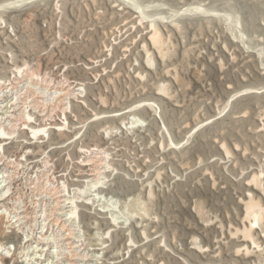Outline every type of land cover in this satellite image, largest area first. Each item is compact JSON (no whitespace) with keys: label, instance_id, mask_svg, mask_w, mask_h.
<instances>
[{"label":"rangeland","instance_id":"374dc122","mask_svg":"<svg viewBox=\"0 0 264 264\" xmlns=\"http://www.w3.org/2000/svg\"><path fill=\"white\" fill-rule=\"evenodd\" d=\"M6 1L0 264H264V0Z\"/></svg>","mask_w":264,"mask_h":264},{"label":"bare ground","instance_id":"6f19581e","mask_svg":"<svg viewBox=\"0 0 264 264\" xmlns=\"http://www.w3.org/2000/svg\"><path fill=\"white\" fill-rule=\"evenodd\" d=\"M17 1H19V3L18 4H23L24 2H27V1H30V0H17ZM17 1H15V0H11V1H6V2H9L8 3V6H11V7H14L15 6V2H17ZM126 1H128V0H126ZM3 4H1L0 5V7L1 8H3ZM133 6V7H132ZM131 7L132 8H135L138 12H141V8L140 7H138L137 6V4H131ZM136 12V11H135ZM1 21V20H0ZM156 30H154V34L152 35V39H153V37L155 36V34H156V32H155ZM151 59V58H150ZM152 60V59H151ZM1 82V81H0ZM48 83V82H47ZM37 86V85H36ZM58 87V86H57ZM57 93H59V92H57ZM67 93V92H66ZM60 95V94H59ZM58 95V97H60ZM75 95V94H74ZM67 96V95H66ZM64 98V97H63ZM61 99H62V97H61ZM16 100V99H15ZM42 100V99H41ZM34 103V102H33ZM53 103V102H52ZM56 103V102H55ZM137 105V104H136ZM44 106V105H43ZM65 107V106H64ZM67 107H68V105H67ZM134 107V106H133ZM132 107V108H133ZM16 108V107H15ZM136 108V107H135ZM57 109V108H56ZM63 109H65V108H63ZM20 112V111H19ZM27 114V113H26ZM20 115V113L19 114H17L16 115V117L17 116H19ZM8 117H9V115H8ZM14 117V116H13ZM10 118V117H9ZM46 118V117H45ZM11 119H13L12 117H11ZM17 119V118H16ZM20 119V118H19ZM25 120V119H24ZM21 121V120H20ZM31 121V120H30ZM14 125V124H13ZM12 125V126H13ZM1 127V126H0ZM13 128V127H12ZM11 128V129H12ZM47 128V127H46ZM1 129V128H0ZM10 130V129H9ZM3 131V130H2ZM2 131L0 130V136L2 135ZM29 131H30V129H29ZM40 131H42V132H46V131H44V128H39V129H32L31 130V133L32 134H36V133H38V132H40ZM107 132V131H106ZM4 134H8V132H6V133H4ZM41 134V133H40ZM11 136V135H10ZM43 136V135H42ZM5 138V137H4ZM97 166V165H96ZM92 171H95V169L94 170H92ZM99 173L100 172H97L96 174L99 176ZM92 175V174H91ZM86 183H85V185H83L80 189L78 188V189H75V193H73V196H67L66 194H64L65 195V200L64 201H66V203H70L71 205H73V203L75 202V200H78V198H80L81 197V195L82 196H84L85 195V197H87L88 195L90 196L91 194H89L90 192H92L93 190H95V188L96 187H98L99 185H98V177L97 178H95V180L94 181H85ZM64 187V186H63ZM65 189V188H64ZM93 193H95V192H93ZM68 194H69V192H68ZM98 194L100 195V193H99V191L95 194V196H97V197H99L98 196ZM60 195V194H59ZM93 195V194H92ZM88 196V197H89ZM77 197V198H76ZM88 197H87V201H89V200H92L91 198H89L88 199ZM94 197V196H93ZM101 197V196H100ZM99 197V198H100ZM74 198H76L75 200H74ZM59 200V199H58ZM57 202V201H56ZM86 202V201H85ZM248 203V202H247ZM56 204V203H55ZM74 206V205H73ZM246 208H247V210H246V213L247 214H249V215H251L252 216V220H253V223L254 224H256V223H259L261 220H262V218L264 217V212L263 211H261V208L258 206V204L255 202H253V201H251V202H249L248 204H247V206H246ZM76 209V207H72V209L70 210V211H67L68 212V214H69V216L68 217H73L74 216V214L76 213L75 210ZM50 214V213H49ZM248 215V216H249ZM75 221V220H74ZM72 224V223H71ZM251 227V226H250ZM74 229V228H73ZM70 230V229H69ZM75 230V229H74ZM67 234H69V233H67ZM247 234H248V232H247ZM247 236V235H246ZM58 237V236H57ZM247 237H249V236H247ZM3 238V237H2ZM7 238V237H6ZM59 238V237H58ZM72 238V237H71ZM1 246H2V244L0 245V248H1ZM6 246V245H5ZM36 246V245H35ZM8 247V246H7ZM10 247V246H9ZM101 247V246H100ZM5 248V247H4ZM4 248H2L1 249V251H0V254H2V250L4 249ZM44 249V248H43ZM4 251V250H3ZM41 251V250H40ZM33 252V251H32ZM54 252V251H53ZM10 253V252H9ZM3 254H4V252H3ZM76 254V253H75ZM26 256V255H25ZM34 257V256H33ZM32 258V257H31ZM81 259V258H80ZM33 262V261H32ZM27 263V262H26ZM67 264V263H66ZM75 264V263H74Z\"/></svg>","mask_w":264,"mask_h":264}]
</instances>
